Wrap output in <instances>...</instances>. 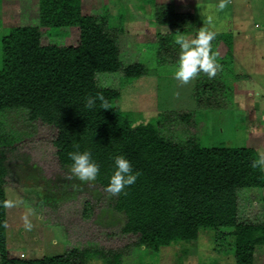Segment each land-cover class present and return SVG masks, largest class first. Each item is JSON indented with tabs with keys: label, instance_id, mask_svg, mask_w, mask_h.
<instances>
[{
	"label": "trees",
	"instance_id": "1",
	"mask_svg": "<svg viewBox=\"0 0 264 264\" xmlns=\"http://www.w3.org/2000/svg\"><path fill=\"white\" fill-rule=\"evenodd\" d=\"M38 1V25L13 26L0 41V264H125L120 250L89 247L38 258L9 256L6 152L19 137L5 133L4 118L14 110L24 111L31 124L55 131L52 145L60 168L69 169V152L90 151L100 165L94 181L104 191L113 157L123 155L131 162L139 175L115 194L113 209L124 217L120 233L137 237V249L150 255L164 246L197 240L201 230L209 229L214 231L215 252L228 247L235 264H264L255 260L257 249L264 246V223L240 220L238 197L242 190L264 189L259 152L248 146H204L199 142L202 135L176 141L166 133L175 117L186 125L203 123L192 119L191 112L142 123L115 105L121 80L177 66L180 47L174 36L196 37L194 13L149 0L153 22L167 27L157 34L155 66L149 68L142 62L123 65L116 34L103 19L84 14L82 0ZM65 28L78 30L76 45L42 43L44 31L56 37ZM222 35L216 33L211 41L221 68L214 76L201 71L194 77L199 108L234 106L229 83L233 47ZM116 75V86L101 82ZM96 93L108 101L107 109H101L99 101L93 109L84 107V97Z\"/></svg>",
	"mask_w": 264,
	"mask_h": 264
},
{
	"label": "rangeland",
	"instance_id": "2",
	"mask_svg": "<svg viewBox=\"0 0 264 264\" xmlns=\"http://www.w3.org/2000/svg\"><path fill=\"white\" fill-rule=\"evenodd\" d=\"M160 1L178 11L194 13L196 32L213 31L230 39L233 64L229 83L234 87V106L199 108L194 78L186 83L176 79V66L121 80L117 86L121 95L115 105L142 123L162 115L191 112L192 119L204 124L186 125L175 117L166 133L176 141L202 135L199 142L204 146L255 148L264 167V0ZM38 3L0 0V41L13 26H37ZM81 5L84 14L103 19L116 34L123 65L142 62L149 68L155 66L157 34L167 32V27L153 22L149 0H82ZM182 37L193 36H174L175 40ZM78 40L79 32L74 28L61 29L56 37L45 31L42 34L43 44L74 46ZM118 75L109 76L108 81L101 78V82L116 86ZM4 120L5 133L19 137L6 152L9 256L38 258L59 255L72 247H89L120 250L125 264H235L228 247L213 250L214 231L209 229L201 230L197 240L164 246L150 255L144 248L137 249V237L120 233L124 217L113 209L115 195L95 181H79L69 169L58 166L52 145L54 130L31 124L21 110L8 112ZM238 197L240 220L264 223V189L242 190ZM255 260L264 263V246L257 249Z\"/></svg>",
	"mask_w": 264,
	"mask_h": 264
},
{
	"label": "clouds",
	"instance_id": "3",
	"mask_svg": "<svg viewBox=\"0 0 264 264\" xmlns=\"http://www.w3.org/2000/svg\"><path fill=\"white\" fill-rule=\"evenodd\" d=\"M224 4L221 3L220 7ZM213 31L200 30L194 39L182 37L177 42L180 47L178 63L174 71V77L182 82H188L199 72L207 73L209 77L214 76L221 68L217 62V54L211 52V41L215 38ZM107 109L108 101L102 93L88 94L84 97V107L93 109L97 106ZM71 161L69 171L81 182H92L96 180L100 171V165L88 150L72 151L68 153ZM114 169L108 178L106 191L113 195L119 194L127 186L132 185L139 175L133 171L131 162L123 155L113 157ZM255 166V162L253 164Z\"/></svg>",
	"mask_w": 264,
	"mask_h": 264
},
{
	"label": "crops",
	"instance_id": "4",
	"mask_svg": "<svg viewBox=\"0 0 264 264\" xmlns=\"http://www.w3.org/2000/svg\"><path fill=\"white\" fill-rule=\"evenodd\" d=\"M245 96H246V95H245ZM256 101H257V100H256ZM235 103H236V104H238V101H237V100H235Z\"/></svg>",
	"mask_w": 264,
	"mask_h": 264
}]
</instances>
